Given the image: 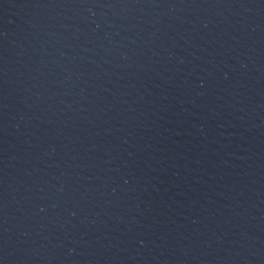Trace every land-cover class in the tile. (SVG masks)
<instances>
[{"label": "water", "instance_id": "95a60500", "mask_svg": "<svg viewBox=\"0 0 264 264\" xmlns=\"http://www.w3.org/2000/svg\"><path fill=\"white\" fill-rule=\"evenodd\" d=\"M0 264H264V0H0Z\"/></svg>", "mask_w": 264, "mask_h": 264}]
</instances>
